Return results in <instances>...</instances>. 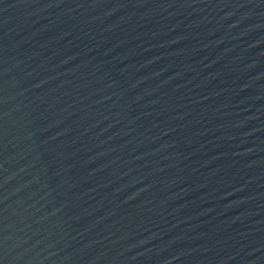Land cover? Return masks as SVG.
<instances>
[{
  "label": "water",
  "instance_id": "95a60500",
  "mask_svg": "<svg viewBox=\"0 0 264 264\" xmlns=\"http://www.w3.org/2000/svg\"><path fill=\"white\" fill-rule=\"evenodd\" d=\"M0 264H264V0H0Z\"/></svg>",
  "mask_w": 264,
  "mask_h": 264
}]
</instances>
